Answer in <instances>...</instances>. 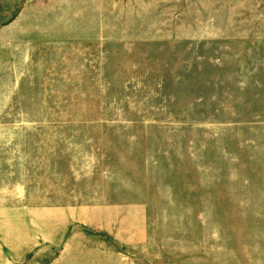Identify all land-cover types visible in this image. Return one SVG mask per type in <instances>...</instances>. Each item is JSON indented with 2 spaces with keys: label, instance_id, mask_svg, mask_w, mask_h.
<instances>
[{
  "label": "rangeland",
  "instance_id": "374dc122",
  "mask_svg": "<svg viewBox=\"0 0 264 264\" xmlns=\"http://www.w3.org/2000/svg\"><path fill=\"white\" fill-rule=\"evenodd\" d=\"M113 230L136 264H264V0H0V264Z\"/></svg>",
  "mask_w": 264,
  "mask_h": 264
},
{
  "label": "crops",
  "instance_id": "0c3cea01",
  "mask_svg": "<svg viewBox=\"0 0 264 264\" xmlns=\"http://www.w3.org/2000/svg\"><path fill=\"white\" fill-rule=\"evenodd\" d=\"M130 233L131 231H125L124 233H121L120 231L117 232L116 230H113L110 245L107 243L106 238L103 239V247H112V257H109L108 253L103 251L100 255V258H98L97 260L95 259L91 264H136V262H134V260L132 259H129V257L133 256L134 252H144L149 249V247L147 248V246L142 243L143 236L138 238L132 236ZM133 240L139 241V245H136V243L133 245ZM125 252H128V254L130 255L128 257V260H125L124 256L120 254ZM78 262L79 263H76L75 259L70 262L67 261L65 264H84L82 263V261L78 260ZM141 264H145V262H142Z\"/></svg>",
  "mask_w": 264,
  "mask_h": 264
}]
</instances>
